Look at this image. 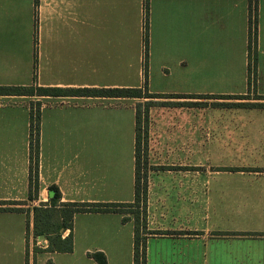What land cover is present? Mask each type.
I'll return each instance as SVG.
<instances>
[{"label": "crops", "instance_id": "crops-1", "mask_svg": "<svg viewBox=\"0 0 264 264\" xmlns=\"http://www.w3.org/2000/svg\"><path fill=\"white\" fill-rule=\"evenodd\" d=\"M256 1L253 52L250 0H149L147 49L145 0H0V86H33L40 106L32 190L30 113L20 96L0 97V264H99L94 253L134 264L137 223L123 213L78 214L70 254L33 259L30 237L51 186L61 203H136L142 99L168 103L149 108L140 142L146 264H264V106L214 107L264 105V0ZM145 87L165 97L81 93ZM112 115L122 141L98 148L90 132ZM114 163L119 176L101 171Z\"/></svg>", "mask_w": 264, "mask_h": 264}, {"label": "trees", "instance_id": "trees-1", "mask_svg": "<svg viewBox=\"0 0 264 264\" xmlns=\"http://www.w3.org/2000/svg\"><path fill=\"white\" fill-rule=\"evenodd\" d=\"M38 4V3H37ZM145 10V47H148V22H149V0H145L144 5ZM250 44L249 49L253 51V45L257 40V1L250 0ZM252 53V52H251ZM251 71V66H250ZM43 95H56L57 91L54 90H43ZM38 92H40L38 90ZM84 95L90 96H104L111 97L115 95L116 97L123 98H164L165 95H151L147 92V88L143 89H115V90H85ZM35 94V88L33 86H21V87H7L0 86V97H9V96H20V97H33ZM185 97V96H183ZM228 98L224 99H234V100H248L246 96H227ZM186 98V97H185ZM204 99V98H203ZM207 99V98H205ZM223 99V98H220ZM159 105H168V103H160ZM204 105V104H202ZM264 105L260 104H245V103H227V104H214V107H223V108H258L263 107ZM37 117L39 128L40 125V110L37 112V115L33 113L31 115V120ZM139 116L137 115V125L140 122ZM39 129L37 135H39ZM38 144L33 147L32 141H30V150L34 151L36 157L33 158L36 168L38 166V156H39V141ZM140 146L141 143H138V161H137V203L143 202V199L140 198V183L142 181L145 185V178L140 175L138 168L140 166ZM34 170L31 169L30 183L31 188L38 189V178L37 175H34ZM145 189V188H144ZM51 193V200L48 204H42L40 207L34 208V228L33 235L37 240L41 236L45 237V241L49 243V246L45 250H38L35 248V253H61V254H70L74 251V240H73V222L75 217L78 214L82 213H123L121 212L122 204H90V203H61V192L58 187L51 186L49 188ZM145 191V190H144ZM145 197V193L143 194ZM143 197V198H144ZM134 205V204H129ZM141 213L137 214V226L135 229V245H134V264H146V238H141V229L146 228L145 222L138 225L139 220L141 219ZM58 216L60 219L59 225L54 224L52 219ZM142 220V219H141ZM70 231V234L67 238L63 239V234L66 231ZM54 233L56 234L55 236ZM37 249V250H36ZM99 264H108L106 256L104 253H94L91 256ZM48 264H53L49 262Z\"/></svg>", "mask_w": 264, "mask_h": 264}, {"label": "rangeland", "instance_id": "rangeland-1", "mask_svg": "<svg viewBox=\"0 0 264 264\" xmlns=\"http://www.w3.org/2000/svg\"><path fill=\"white\" fill-rule=\"evenodd\" d=\"M254 47H255V44L253 45V52H254ZM25 48V46L23 47ZM233 91L235 92H239V91H248L247 87H234L232 88ZM251 90L252 88H249V94H252L251 93ZM254 90V89H253ZM254 93V92H253ZM256 94V93H254ZM250 99L252 97H249ZM254 99H258L256 98V95H255V98ZM247 101V100H246ZM1 102V101H0ZM19 103H21V108L27 110L29 113H30V117L31 115L34 113L35 116L37 115V112L40 110V106L37 104V103H33V98L32 97H21V100L19 101ZM240 103H244V102H240ZM130 102H127L126 105H129ZM160 102H156V101H145L144 99L140 100L137 102V115L139 116V123L137 125L138 127V133H139V140L140 142L144 141V132H145V128L147 127L148 125V119H149V108L152 107V106H159ZM245 104H251V103H247L245 102ZM91 105V104H90ZM205 105V104H204ZM203 105V106H204ZM96 112H102V111H96ZM110 114H114V113H110ZM103 117V115H101V118ZM118 115L114 116L112 115V117H108L106 116L105 117V124L102 125L100 128L98 126V131L97 133H94V132H90V136H89V141L90 143H94L96 146H116L117 144L121 143L122 141V138H123V135H120V133L118 132V126L115 124V121L118 119L117 118ZM90 125L93 124V120L91 119L90 120ZM37 125H38V119L37 117L34 118V120L32 121L31 118H30V127H29V136H28V142L30 143V141H32V144H33V147L36 146L37 141H39V146H40V132H39V135H37L38 133V129L40 131V125H39V128H37ZM31 152V150H30ZM142 152V151H141ZM37 154V152H36ZM36 154L34 151L31 152V163H32V166H31V169L33 170L34 169V159L36 157ZM140 158L141 160L145 157V154L143 153H140ZM116 162V160H114ZM112 161V162H114ZM204 162V165L207 166L208 168V171L209 169L211 168L210 165H208L207 162ZM149 168H147L146 166H139L138 168V172H140V175L141 176H145L147 171H148ZM121 170H123L118 164L115 165L114 164H106L105 167H103L101 169L102 172L106 173V174H110L112 173V176L115 177L116 176H119L120 173H121ZM208 171H206V168L205 166L203 167V173H208ZM119 178V177H117ZM140 189H144V184L140 183ZM33 190V188H32ZM143 207V203L140 202L139 204L136 202L134 205H122L121 208V212H123L124 215H127V216H131V218H134L136 223H137V214L138 213H141V208ZM143 212V211H142ZM129 217H127L128 219ZM54 224L56 225H59L60 222V219L58 218V216H55L52 221ZM145 220H142L140 219L139 222H138V225L140 224V229H141V224L144 223ZM68 232L66 231L64 234H63V239L67 238L69 236ZM143 234H145V230L144 232L142 233L141 238H144L143 237ZM56 234L54 233L53 236H55ZM32 238V239H31ZM32 240V241H31ZM33 244V248H32V254H33V259H36V257H38L39 255H41L42 253H35V248H37L39 251L40 250H45L48 248L49 246V243L47 241H45V237L44 239H35L34 237H30V244ZM154 248V246H153ZM36 249V250H37ZM83 249L81 247H79V249L77 250L76 252V255L79 256L80 255V250ZM127 250V248H126ZM161 250V248L159 247L157 249V252ZM129 253H130V246H129ZM205 260V259H204ZM233 260V259H232Z\"/></svg>", "mask_w": 264, "mask_h": 264}, {"label": "water", "instance_id": "water-1", "mask_svg": "<svg viewBox=\"0 0 264 264\" xmlns=\"http://www.w3.org/2000/svg\"><path fill=\"white\" fill-rule=\"evenodd\" d=\"M40 239H44V236H41Z\"/></svg>", "mask_w": 264, "mask_h": 264}]
</instances>
